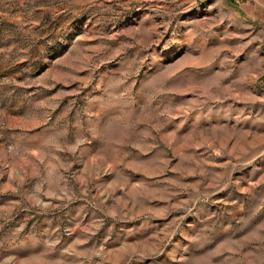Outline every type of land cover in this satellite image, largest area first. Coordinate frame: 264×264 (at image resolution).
Listing matches in <instances>:
<instances>
[{
    "label": "rangeland",
    "instance_id": "1",
    "mask_svg": "<svg viewBox=\"0 0 264 264\" xmlns=\"http://www.w3.org/2000/svg\"><path fill=\"white\" fill-rule=\"evenodd\" d=\"M0 264H264V0H0Z\"/></svg>",
    "mask_w": 264,
    "mask_h": 264
}]
</instances>
